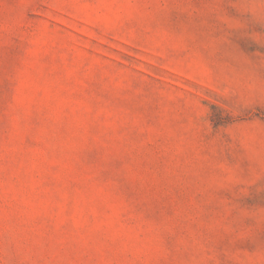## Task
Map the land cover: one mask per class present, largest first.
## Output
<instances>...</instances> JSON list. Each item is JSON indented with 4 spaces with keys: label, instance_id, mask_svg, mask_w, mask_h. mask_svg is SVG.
<instances>
[{
    "label": "rangeland",
    "instance_id": "obj_1",
    "mask_svg": "<svg viewBox=\"0 0 264 264\" xmlns=\"http://www.w3.org/2000/svg\"><path fill=\"white\" fill-rule=\"evenodd\" d=\"M0 264H264V0H0Z\"/></svg>",
    "mask_w": 264,
    "mask_h": 264
}]
</instances>
